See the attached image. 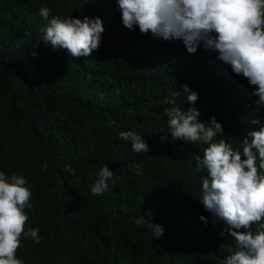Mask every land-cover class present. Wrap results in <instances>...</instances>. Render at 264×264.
Here are the masks:
<instances>
[{
	"label": "trees",
	"instance_id": "16d2710c",
	"mask_svg": "<svg viewBox=\"0 0 264 264\" xmlns=\"http://www.w3.org/2000/svg\"><path fill=\"white\" fill-rule=\"evenodd\" d=\"M43 7L51 10L48 20L39 15ZM55 16L101 18V47L73 58L45 46L41 28ZM184 85L198 93L195 105L184 95L164 103ZM253 91L203 46L190 54L183 40L125 28L115 0H0V171L26 178L32 196L25 231L39 228L41 239L24 237L17 258L221 264L235 241L199 202L205 173L196 171L195 156L202 158L206 145L173 140L166 110L196 107L201 122L215 117L222 124L217 140L239 148L248 131L264 127V106ZM122 131L141 135L150 152H134ZM137 163L142 175L131 167ZM104 165L115 184L94 195ZM153 224L163 227L162 237L153 236ZM257 229L264 230V220L252 225Z\"/></svg>",
	"mask_w": 264,
	"mask_h": 264
},
{
	"label": "clouds",
	"instance_id": "9594fccd",
	"mask_svg": "<svg viewBox=\"0 0 264 264\" xmlns=\"http://www.w3.org/2000/svg\"><path fill=\"white\" fill-rule=\"evenodd\" d=\"M125 28L136 27L144 35L171 41L183 40L187 51L195 54L203 46L217 54V59L230 66L237 76L245 78L258 97V106H264V0H115ZM51 10L39 9V15L48 20ZM42 43L53 49H62L70 57H88L103 43L105 27L99 17L61 18L55 16L41 28ZM39 44V43H38ZM186 96L195 105L198 93L183 86V93L174 92L165 98V104L175 105L177 98ZM167 126L173 140L204 144L203 156H195L196 171L201 176L199 202L204 209L227 225L234 238L235 251L221 264H264V230H252V225L264 220V127L248 131L234 148L223 136V126L215 117L208 124L199 120L196 107L166 110ZM253 120L252 124H258ZM119 138L130 141L136 153L150 152L143 137L134 131H122ZM167 136H161L164 141ZM242 148V152L241 149ZM136 175H142L140 164L131 165ZM66 171L75 175L71 167ZM114 172L104 165L98 179L91 186L94 195H103L113 185ZM32 193L26 187V178L13 174L10 178L0 171V264H24L17 258L24 237L41 243L39 228L25 231L31 208ZM200 219L207 222L205 217ZM245 229L246 231H240ZM153 236L164 235L161 225L153 224Z\"/></svg>",
	"mask_w": 264,
	"mask_h": 264
}]
</instances>
